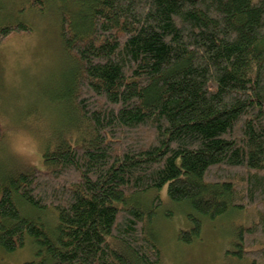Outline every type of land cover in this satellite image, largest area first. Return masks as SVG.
I'll use <instances>...</instances> for the list:
<instances>
[{"label": "trees", "instance_id": "trees-1", "mask_svg": "<svg viewBox=\"0 0 264 264\" xmlns=\"http://www.w3.org/2000/svg\"><path fill=\"white\" fill-rule=\"evenodd\" d=\"M26 1L56 12L66 119L82 125L55 132L42 168L9 177L0 250L31 239L39 264H160L146 222L166 186L192 210L185 243L202 219L255 209L233 252L264 264V0ZM30 30L0 26V41Z\"/></svg>", "mask_w": 264, "mask_h": 264}, {"label": "rangeland", "instance_id": "rangeland-1", "mask_svg": "<svg viewBox=\"0 0 264 264\" xmlns=\"http://www.w3.org/2000/svg\"><path fill=\"white\" fill-rule=\"evenodd\" d=\"M0 4V26L24 22L31 27L30 32L15 31L0 41L1 194L9 177L19 170L43 167L42 154L47 144L52 145L56 131L74 135L80 129L75 125L82 123L79 116L66 119L68 105L63 98L69 87L72 62L62 47L54 9H32L26 0H0ZM154 195L160 206L154 209L151 219L147 218L146 227L157 237L160 264L239 263L233 252L236 230L256 219L255 209L228 213L220 219H202L200 237L185 243L180 234L191 228L188 215L192 210L185 203L171 201L166 186ZM152 196L153 192L149 193L150 199ZM21 209L43 219L25 204ZM45 214L51 218L54 211L48 209ZM39 261L31 239L12 252L0 250V264Z\"/></svg>", "mask_w": 264, "mask_h": 264}]
</instances>
